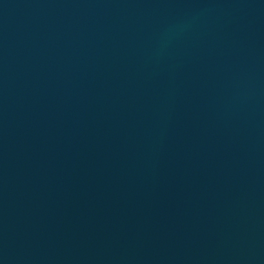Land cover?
I'll use <instances>...</instances> for the list:
<instances>
[{
  "label": "water",
  "instance_id": "1",
  "mask_svg": "<svg viewBox=\"0 0 264 264\" xmlns=\"http://www.w3.org/2000/svg\"><path fill=\"white\" fill-rule=\"evenodd\" d=\"M0 264H264V0H0Z\"/></svg>",
  "mask_w": 264,
  "mask_h": 264
}]
</instances>
